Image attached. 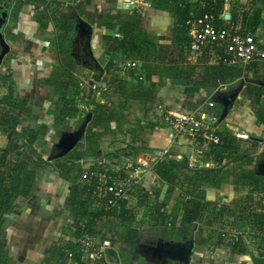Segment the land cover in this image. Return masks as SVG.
I'll return each mask as SVG.
<instances>
[{
  "label": "trees",
  "instance_id": "obj_1",
  "mask_svg": "<svg viewBox=\"0 0 264 264\" xmlns=\"http://www.w3.org/2000/svg\"><path fill=\"white\" fill-rule=\"evenodd\" d=\"M147 1L154 9L168 12L173 27L177 29L175 41L171 42L173 47L168 51L169 60H166L167 56L161 55L163 51L141 28L135 11L129 8L109 7L96 20L97 27L107 31L103 34V39L113 43L114 51L124 56V60L148 61L152 58L157 64L156 73L160 78L179 79L205 92L206 95L211 94L220 84H230L251 74L252 78L259 82L247 81L246 95L254 101L255 120L260 125H264V59L245 65L239 62L227 64L222 60H215V57L225 55V48L219 43L208 44L200 51L192 52L185 28L187 18L208 12L215 16V23L218 26L233 25L241 33L255 32L264 24V0H246L244 3L241 0ZM226 1L230 3L228 11L230 17L227 20L218 17L223 13ZM9 3L11 6L13 3L9 14L10 22L3 29L4 38L9 45L19 44L20 34L15 32L14 28L19 7L25 4L33 7L35 21L40 26L48 27L49 23H54L58 29L54 41L57 53L61 56H72L76 17L59 14L62 0L14 2L0 0V4ZM82 3L80 0L76 2L78 13H81L78 10ZM89 23L93 24V18ZM20 40L23 44L24 41ZM30 46L23 44L21 50L24 51ZM73 76L71 71L58 66L52 69L47 79H44L60 90L61 104L56 107L55 112V121L59 125L63 124L66 118L77 113L76 95L79 93V88L78 81ZM14 85L11 74L0 73V86L7 89L5 95L0 98V133L6 137L5 145L0 146V264H14L13 256L1 239L4 217L7 213L16 211L17 198L24 199L30 195L38 171L49 163V159L42 157L34 147L35 142L44 139L47 127L39 125L33 128L21 125V117L28 114L30 108L25 98L15 95ZM107 85L109 89L106 93L111 95L104 102L96 101L90 91L86 95L87 103L91 106L88 112L92 113L90 120L93 128L82 136L80 145L57 159L60 162L55 169L57 176L72 184L69 199L72 206L71 215L74 218V237L82 232L98 234L102 229L101 226L107 221L114 227L122 228L120 239L127 245L137 243L141 228L156 226L167 228L170 236L174 238L194 235L195 243H198L202 239L204 240L201 242L210 240L217 234L216 226L222 224L224 228L236 226L242 232L231 244L233 254L246 253L251 249L250 247H253L258 252H262L254 260V264H264V177L255 173L258 156L254 154L257 142L253 139L236 137L229 130H222L219 125L214 128L211 123L219 141L217 143L206 141L204 155L214 162V166L193 168L189 166L186 156L180 159L170 154L164 156L157 160L151 169L163 186L146 189L137 183L130 190L128 197L120 202L118 210L104 209L103 203L109 194L103 190V187L99 191L101 196L95 198L94 192L99 190V187L94 178L81 183L83 163L88 159H95L97 162L100 142L106 135H113V128L109 126L111 122L115 123V130H121L131 136L146 132L158 125L150 120L141 122V119L125 122V115L120 113V110L125 109L132 101L137 102L146 113L155 111L159 106L160 97L156 83L150 80V75H147V82L137 78V75L130 81L115 76ZM68 86L71 88L67 90ZM112 95L119 97L117 103L111 99ZM219 113L217 112L215 117H218ZM194 138L203 139L201 136ZM111 139L115 140L116 137L113 135ZM123 143L124 147L113 148L105 156L134 155L137 148L131 142ZM100 163L101 166L95 164L90 169H104V163ZM108 170L112 172V168ZM229 177L238 192L237 197L229 202L206 198L205 187H219L227 182ZM171 199H174V202L168 211L167 206ZM63 238L62 236L61 239ZM63 241L64 244H53L49 249L48 260L58 262L64 256L65 249L72 247L71 261L75 264H85L80 249L68 240ZM115 244V240H111V245Z\"/></svg>",
  "mask_w": 264,
  "mask_h": 264
},
{
  "label": "crops",
  "instance_id": "obj_2",
  "mask_svg": "<svg viewBox=\"0 0 264 264\" xmlns=\"http://www.w3.org/2000/svg\"><path fill=\"white\" fill-rule=\"evenodd\" d=\"M77 1L78 0H62V7L59 14L75 16L77 18L80 17L87 22L93 18V24L90 23L93 27L91 46L94 56L103 68L100 81L107 84L108 81L115 76L130 81L133 76L137 75V78L143 81L146 80L147 82V75H150V80L156 83L157 93L160 97L159 106L153 112H144L141 106L135 101L129 102L125 109L120 110V113L125 115V122L141 119V122L150 120L156 122L158 125L146 132L143 131L136 136H131L129 133L125 132L124 134L121 130H115V123L111 122L109 126L113 128L112 133L116 139H111L113 135H106L105 139H102L100 142V150L97 154L98 161L96 162L95 159H88L82 165L83 170L92 168L95 164L101 166L102 163L100 162L104 163V168L114 169L119 165L122 166V164H125L129 160H133L134 162L142 159L150 160L153 155L162 150H167L168 154L174 158L180 159L182 156H186L189 166L193 168L214 166V162L204 155L207 147L204 139H195L191 136H175L169 125L166 124L161 117L163 113L179 116L187 113L200 114L206 112L208 114L207 122L210 123L212 119L211 123L213 122V127L215 128L220 124L214 126V122L217 119L215 115L217 112H220L221 108L220 104L213 99L215 92L213 91L211 94L206 95L205 92L199 91L194 86L187 85L184 81L179 79L168 77L160 78L156 73L157 64L152 58L148 61L133 59L139 63V66L128 70L126 74H122L119 71L118 64L125 61L124 56H120V54L114 51V45L111 41L103 39V34H106L107 31L104 28H98L96 25L97 18L109 7L129 8L134 10L141 28L148 33L157 45L160 43V40H165L169 37L170 41L168 42V47L165 46L163 49H160L163 51L161 55L167 56L166 60L168 61V51L173 47L171 42L175 41L174 36H177V29L173 27L172 18L169 13L154 9L147 0H144L145 2L138 6H132L128 0H89V2H87V0H80L83 2V5L78 10L81 13H78L76 10ZM241 1L244 3L246 0ZM12 8L13 3L9 13H11ZM229 8L230 3L226 1L223 13L228 12ZM33 12L32 6L23 4L19 7L18 19L14 30L20 34L19 37L24 41V46H30V44L31 46L27 47L24 51L21 50L23 44H21L20 39L18 40L19 44H10V53L3 57L0 64V73L11 74L15 84L13 86L15 95L27 100L26 102L30 111L28 114H24L21 117V125H27L33 128H37L39 125H45L47 127L44 139L35 142L34 147L42 157L49 158L50 155L55 154L52 147L54 142L59 138L61 132L65 130H74L73 126L75 124L79 126L86 113H88V108L84 109L83 106L85 107L89 104L87 103L86 96L88 94L87 88H79V93L76 95L77 113L72 117L66 118L64 123L59 125V123L55 121V112L56 107L61 104L59 100L60 90L55 88L53 84L45 82L44 79H47L52 69L58 66H62L71 71L72 75H74L73 77L77 79V81L80 79L90 80L95 72L93 69L89 71V67L91 66L82 65V61L85 57L83 53H81L80 44L77 40H74L75 37L73 39L71 51L72 56L59 55L54 46L58 29L55 27L54 23H49L48 27L40 26L35 21ZM9 22L10 19L8 17L5 27ZM70 88L71 86H68L67 90ZM6 92V87L0 86V98L5 95ZM93 95L96 101L104 102L111 93L98 92ZM111 99L114 100L115 103L119 101L117 95H112ZM208 102H213L215 105L208 107ZM238 120H240V112H237L235 107H233L227 119H225L219 127L221 129H235L237 128V124L241 125ZM262 126L264 125L248 128L247 124V126L243 127H245L248 133H254H249V135L256 137L261 135L260 133H262L263 130ZM92 128L90 120L87 124L85 133ZM231 132L233 133L234 131ZM249 139L251 138L249 137ZM124 141L131 142L132 145L137 148L136 151H134L135 154L133 153L134 155H120L119 157L105 156V154L109 150H113V148L124 147ZM110 142L112 145L107 149L108 143ZM5 143L6 137L4 134L0 133V146H4ZM258 154L260 155L261 153L258 152ZM59 164L60 162L57 159L53 158L49 160L48 165L38 171L30 195L24 199L17 198L15 200L17 204L15 208L16 211L7 213L4 217L1 239L5 242L9 253L13 256L14 264H55L56 262L54 260H48L49 249L53 244H64L65 241L61 239L62 236L65 238L64 240H68L69 242H72L74 239V218L71 215L72 206L69 199L72 184L57 176V171H55L53 167H58ZM230 179L229 177L227 182L219 187H205L206 198L212 201L229 202L237 197L238 192L234 189ZM86 181L81 180V183H85ZM138 183L146 189L153 187L160 188L163 186V183L151 170L142 173ZM175 196L176 194L174 198ZM173 202L174 199H171L167 206L168 211L173 205ZM101 227L102 229L100 233H98V237L108 238L110 241L115 240L116 244L112 246L117 251L119 264H153L143 257L141 252L142 245L153 244L158 238L172 240L184 238L171 237L168 229L165 227H146L141 228L135 245H127L120 239L122 232L121 227H114L112 223L107 221L104 222ZM216 245L219 246L220 244L216 243ZM207 246L208 245L203 242L200 244L195 243L194 253L189 264H230L233 261L231 256L215 254L216 252L214 251L216 249L213 246H211L212 253L210 256L206 255L207 251L205 252V250ZM217 250H219V248ZM121 251L124 254V258L128 257L126 262H122L121 260L119 253ZM226 251L228 252L229 250ZM248 251L250 253L244 254L247 256H252V254H254L256 256V252L252 251V249ZM19 255L23 256L21 261L18 260ZM245 255L240 254L238 257L242 258L245 257ZM83 259L82 261L85 264H94L85 257ZM107 261L110 262L108 258ZM241 261L245 263V260ZM66 262L67 264H75L68 260Z\"/></svg>",
  "mask_w": 264,
  "mask_h": 264
},
{
  "label": "built area",
  "instance_id": "obj_3",
  "mask_svg": "<svg viewBox=\"0 0 264 264\" xmlns=\"http://www.w3.org/2000/svg\"><path fill=\"white\" fill-rule=\"evenodd\" d=\"M13 2L16 0H12ZM132 6H138L144 3V0H128ZM219 18H223L221 13ZM186 36L189 42V48L192 52L200 51L204 46L212 43H219L225 48V55L223 57H215L214 59L222 60L227 64L239 62L241 64H248L255 60L264 59V37L259 35L258 30L255 32L241 33L237 31L233 25L218 26L215 23V16L212 13H203L189 17L185 21ZM259 35V36H258ZM139 63L136 60L128 59L118 64L119 71L126 74L130 69L137 68ZM86 87L88 92L98 93L107 92L109 87L106 83L95 81L93 79L78 80V88ZM228 90V84H220L214 92H224ZM213 102H208V106L212 107ZM84 109L91 108L90 105L83 106ZM161 119L169 125L173 134L176 136L182 133L188 136H201L205 141L217 143L219 141L218 135L215 133L213 127L207 122L208 114L202 112L200 114L187 113L179 116H173L168 113H163ZM167 150H162L153 155L150 160H141L134 162L127 161L125 164L117 166L116 168L108 170L104 168L99 169H85L81 174V179L89 180L94 178L96 180L99 190L94 192L95 198L101 196L99 192L103 190L109 194L108 198L103 203L104 209L120 208V202L125 200L130 190L136 185L145 171H150L153 164L168 156ZM123 171L122 174L119 172ZM219 236L232 244L239 234L240 229L236 227L219 229ZM226 238V239H225ZM228 239V240H227ZM73 245L78 247L83 253V256L94 264H111L107 261V256L104 252L105 248L112 246L108 238H99L98 234L82 232L79 236L74 237ZM73 258V250L67 248L64 251V256L55 264H63L65 261H71Z\"/></svg>",
  "mask_w": 264,
  "mask_h": 264
},
{
  "label": "water",
  "instance_id": "obj_4",
  "mask_svg": "<svg viewBox=\"0 0 264 264\" xmlns=\"http://www.w3.org/2000/svg\"><path fill=\"white\" fill-rule=\"evenodd\" d=\"M10 7L11 3L0 4V64L3 57L10 50V45L6 42L3 34V28L8 21ZM229 17V12L223 13V19L227 20ZM74 28L76 32L74 40H77L80 44L81 53H83L85 57L82 61V65L91 66L95 72L92 79L100 82L103 74V68L100 66L92 51L91 38L93 34V27L86 20L76 17ZM245 80L248 82H259L257 79L249 77L245 78ZM243 82L244 81L241 80L239 86L231 92L228 90L224 92H215L213 99L221 105V111L214 122V126H217L231 109L238 92L242 88ZM91 116V112L86 113L81 124L76 129L61 132L59 138L54 142V147L59 150V153L57 152L50 155L48 158L49 160L67 154L77 145L78 141L85 134L86 127L91 119ZM255 150H257V148H255ZM255 173L264 176V160L260 163H256ZM194 249V235H191L179 240L158 238L153 244L142 245L141 252L143 257L148 261H151L153 264H189L193 256ZM104 252L111 263L119 264V257L113 246L105 248ZM22 259L23 256L19 255L18 260L21 261Z\"/></svg>",
  "mask_w": 264,
  "mask_h": 264
},
{
  "label": "rangeland",
  "instance_id": "obj_5",
  "mask_svg": "<svg viewBox=\"0 0 264 264\" xmlns=\"http://www.w3.org/2000/svg\"><path fill=\"white\" fill-rule=\"evenodd\" d=\"M18 1V0H17ZM191 2H194L195 0H190ZM151 12H153L152 10H150ZM152 14H154V13H152ZM156 19V18H155ZM167 23V22H166ZM169 24V23H168ZM262 28V29H261ZM258 32H259V35L260 36H262V37H264V24L262 25V26H260L258 29ZM258 35V36H259ZM170 40H169V37L168 38H166L165 40H160V43H158V45H159V49H163L165 46H167L168 47V45H169V42ZM168 43V44H167ZM6 56V55H5ZM4 56V57H5ZM5 59V58H4ZM237 63V62H236ZM238 64V63H237ZM240 64V63H239ZM92 67H89V71H92ZM130 73V72H129ZM122 74H124V73H122ZM249 78H252L253 76L251 75V74H249V76H248ZM245 78H247V77H242V78H240V79H238V80H235V81H233V82H231L230 84H228V91L229 92H231L232 90H234L237 86H239V83H240V81L241 80H243L244 82H243V85H242V88H241V90L238 92V95H237V97H236V99L234 100V102H233V105H232V107H231V109L233 108V107H235V110L237 111V112H240V120H238L239 121V123L241 124V125H236V127L237 128H235V129H223L222 128V130H229L230 132L231 131H234L232 134H234L236 137H239V138H245V137H247V138H251V139H253V140H255L256 142H257V150H255V156H258V159H257V161L255 162V165H256V163H260V162H262L263 160H264V126H262V128H263V130H262V133H260L261 135L260 136H256V137H254V136H251V135H249V133L251 134V133H253V132H247L246 130H245V127H243V126H247V124H248V128L249 127H255V126H259L260 124L259 123H257V121L255 120V117L253 116V111L255 110V106H254V101H253V99L252 98H250L249 96H247L246 95V83H247V81L245 80ZM241 93V94H240ZM215 105V104H214ZM208 106V105H207ZM221 106V105H220ZM209 107V106H208ZM231 109L229 110V112L227 113V115L223 118V120L220 122V124L225 120V119H227V117H228V114L230 113V111H231ZM220 111H221V108H220ZM212 120V119H211ZM211 120H210V123H211ZM237 122V121H236ZM209 123V122H208ZM209 123V124H210ZM213 123V122H212ZM255 125H254V124ZM219 124V125H220ZM233 125V124H232ZM77 126L78 125H74L73 126V129H76L77 128ZM241 130H243V131H241ZM254 134V133H253ZM179 136H188L187 134H185V133H182V135H179ZM82 143V140L80 139L79 141H78V143H77V145L76 146H78V145H80ZM44 144V143H43ZM112 145V143L110 142V143H108V147H107V149H109V147ZM75 146V147H76ZM52 149H53V151L55 152V153H59V150L58 149H56L55 147H54V145H53V147H52ZM72 150V149H71ZM70 150V151H71ZM258 152L259 153H261V155H259L258 154ZM62 156H64V155H62ZM61 157V156H60ZM59 157H56V158H54V159H58ZM142 160H144V159H142ZM139 161H141V160H139ZM54 163V162H53ZM205 167H210V166H205ZM53 169H57V167H53ZM53 169H51V170H53ZM262 177H264V176H262ZM161 186V185H160ZM161 188V187H160ZM216 226V225H215ZM217 229H216V231H217V234H215V235H213V237L210 239V240H207L206 238V240L207 241H203V243H205V244H207L208 246L206 247V250H205V252L207 253H205L206 255H208V256H210V254L212 253L211 252V246H213V247H215V251L214 252H216L215 254H221V255H227V256H231L232 258H233V261L230 263V264H254V260L257 258V256L259 257V255L262 253V252H258L257 251V249L255 250L253 247H250L254 252H256L255 254H256V256L254 255V254H252V256H247V255H245L246 253H250L249 251L248 252H246L245 254L243 253V255H245V257H242V258H239L238 257V255H236V254H233L232 252H231V244L230 243H228L226 240H224V239H222L219 235H218V231H219V229H222L223 228V226H222V224H218L217 226ZM233 227H236V226H233ZM237 229V228H236ZM164 232V231H163ZM246 232H243V234H245ZM65 238H63V240H64ZM226 239V238H225ZM202 240H204V239H202ZM201 240V241H202ZM228 240V239H227ZM201 241H199L197 244H200L201 243ZM214 244H213V243ZM216 243L217 244H220L219 246H217L216 245ZM221 245H223V246H221ZM228 247V248H227ZM219 248V250H217ZM226 250H229L228 252L226 251ZM224 251V252H223ZM231 252V253H230ZM120 253V256H121V260H122V262H126L127 260H128V257L127 258H124V254H123V252L121 251V252H119ZM254 255V256H253ZM207 258H209V257H207ZM241 260H245V263L243 262V261H241ZM247 261V262H246Z\"/></svg>",
  "mask_w": 264,
  "mask_h": 264
},
{
  "label": "flooded vegetation",
  "instance_id": "obj_6",
  "mask_svg": "<svg viewBox=\"0 0 264 264\" xmlns=\"http://www.w3.org/2000/svg\"><path fill=\"white\" fill-rule=\"evenodd\" d=\"M10 10V9H9ZM10 14V13H9ZM8 17H9V15H8ZM4 29V28H3ZM141 249H142V246H141Z\"/></svg>",
  "mask_w": 264,
  "mask_h": 264
}]
</instances>
